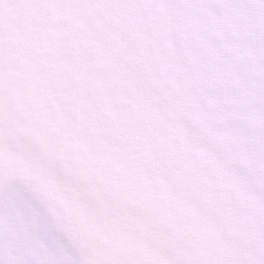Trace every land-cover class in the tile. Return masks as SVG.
I'll list each match as a JSON object with an SVG mask.
<instances>
[{"label": "snow or ice", "instance_id": "snow-or-ice-1", "mask_svg": "<svg viewBox=\"0 0 264 264\" xmlns=\"http://www.w3.org/2000/svg\"><path fill=\"white\" fill-rule=\"evenodd\" d=\"M0 264H264V0H0Z\"/></svg>", "mask_w": 264, "mask_h": 264}]
</instances>
